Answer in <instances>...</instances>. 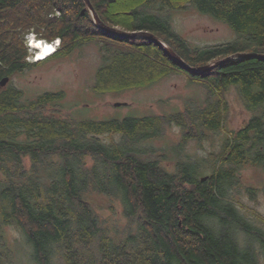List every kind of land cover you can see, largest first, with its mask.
I'll use <instances>...</instances> for the list:
<instances>
[{"label": "trees", "instance_id": "obj_1", "mask_svg": "<svg viewBox=\"0 0 264 264\" xmlns=\"http://www.w3.org/2000/svg\"><path fill=\"white\" fill-rule=\"evenodd\" d=\"M119 1L91 0L107 24L151 31L191 66L238 52L264 54V0H136L123 10ZM189 6L225 22L239 37L192 46L173 30L167 14ZM86 7L84 0H0V80L45 62L28 60L24 36L38 30L49 41L61 38L52 57L72 54L93 40L107 41L108 54L92 85L97 93L147 87L183 73L204 84L210 97L205 105L187 102L184 112L171 115L74 120L44 112L59 105L62 91L24 101L19 87H2L0 264H17L20 258L9 228L22 234L36 264H264V231L251 225L227 196L240 167L264 168V113L259 111L264 107V59L236 58L205 73L188 72L150 40L101 30L88 9L83 13ZM231 85L254 114L236 131L226 123L225 91ZM171 123L185 131L182 149L202 129L226 131L220 159L210 162L207 179L204 161L187 155L171 171L140 145L162 137ZM108 134L121 138H100ZM88 157L93 164L88 165ZM95 192L119 198L135 230L119 240L113 237L92 205ZM239 231L254 242L242 243Z\"/></svg>", "mask_w": 264, "mask_h": 264}, {"label": "rangeland", "instance_id": "obj_2", "mask_svg": "<svg viewBox=\"0 0 264 264\" xmlns=\"http://www.w3.org/2000/svg\"><path fill=\"white\" fill-rule=\"evenodd\" d=\"M135 2L136 0H121L118 7L123 10L130 6L129 3L133 5ZM167 14L173 30L195 47L232 42L239 37L228 24L201 13L194 6L171 10ZM30 33L25 34L24 38L29 47L28 60L33 62L37 60L33 52L35 49L31 47ZM106 43L105 39L93 40L75 49L72 54L59 57H52L54 55L52 54L42 60L44 63L15 74L10 83L24 91V101L49 91L64 92L65 97L59 105L48 106L44 112L67 116L74 120L85 118L104 120L151 114L171 115L184 112L187 102L195 101L197 105L207 103L210 97L207 87L200 82L191 81L183 73L170 74L147 87L106 94L95 92L92 85L103 62V56L108 54ZM225 97L229 108L226 121L228 128L231 131L240 130L254 114L235 85H231L225 91ZM213 98L217 99L219 96L215 95ZM116 102L126 104L116 106ZM259 111L264 113V107ZM202 130L200 137L189 139L182 149L179 148V144L185 131L181 126L171 123L165 126L162 137L150 142H141L140 145L153 153H150L151 157L160 158L162 164L171 171L175 169L178 158H185L187 155L204 161L206 164L203 165L202 175L206 176L213 170L210 162L213 164L212 161L220 159L226 131ZM100 138L105 142H112L119 141L121 136L108 134ZM93 161L88 157V165L93 164ZM25 163L30 166L29 157L25 158ZM237 177L236 184L227 188L228 199L235 202L239 213L251 225L264 231V168L252 163L246 164L238 169ZM91 194L94 209L105 229L113 237L119 240L130 230H135L136 222L125 215L124 206L119 198L97 192ZM8 237L11 243L16 240V245H19L20 258H16L17 264H36L29 255L30 245L25 242L18 230L9 228ZM238 238L242 243L254 242L252 237L242 231H239ZM57 263L61 264L59 260Z\"/></svg>", "mask_w": 264, "mask_h": 264}, {"label": "water", "instance_id": "obj_3", "mask_svg": "<svg viewBox=\"0 0 264 264\" xmlns=\"http://www.w3.org/2000/svg\"><path fill=\"white\" fill-rule=\"evenodd\" d=\"M84 1L87 7L83 10V13L88 9L92 13L93 19L96 25L101 30L111 35L118 36L121 38H126V39L145 38L147 40H150L154 42L156 45H158L161 49H163L170 58H172L177 64L181 65L188 72H194V73L207 72L221 63H224V62L236 59V58L255 57L259 59H264V54H257V53H250V52H238V53L229 55L223 59H220L219 61L212 63V64H207L204 66H191L168 43H166L163 39H161L159 36H157L153 32L148 31V30L129 31V30H125L123 28L117 27V26H111L107 24L105 21H103V19L99 16L91 0H84ZM57 41L59 40H56L55 42H51V43L54 44L55 46ZM39 60H43V59L41 58ZM9 81H10V76L3 77L0 80V89L2 87H5L9 83ZM122 104H126V103L125 102L115 103L116 106H120ZM207 177L208 176H204L203 180L207 179ZM180 224H182V221L180 222Z\"/></svg>", "mask_w": 264, "mask_h": 264}, {"label": "bare ground", "instance_id": "obj_4", "mask_svg": "<svg viewBox=\"0 0 264 264\" xmlns=\"http://www.w3.org/2000/svg\"><path fill=\"white\" fill-rule=\"evenodd\" d=\"M31 41V47L32 49H35L34 54L36 55V59L40 61L39 59H44L49 57V55L53 54L56 49V45L44 41V40H36V37L34 35L30 36ZM58 43V41H57ZM56 43V44H57Z\"/></svg>", "mask_w": 264, "mask_h": 264}, {"label": "flooded vegetation", "instance_id": "obj_5", "mask_svg": "<svg viewBox=\"0 0 264 264\" xmlns=\"http://www.w3.org/2000/svg\"><path fill=\"white\" fill-rule=\"evenodd\" d=\"M31 34V33H30ZM32 35H34L35 37H36V40H45V41H47V42H55L56 41V39L55 40H53V41H49L48 39H46V38H44V33L43 32H40V31H38V30H34L33 32H32V34H31V36ZM58 39H60V41H61V38H58ZM60 41H58V43L56 44V51L55 52H57L58 50H59V48H60V46H61V42ZM30 57V56H29ZM28 57V58H29ZM37 60V59H36ZM38 61V60H37ZM21 62V61H20ZM33 62H36V61H33ZM27 69V68H26ZM22 71H24V70H22ZM22 71H17L16 73H14V75L15 74H17V73H19V72H22ZM14 75L13 76H10V81H12V79H13V77H14ZM10 81H9V83L6 85V86H8L9 84H11L10 83Z\"/></svg>", "mask_w": 264, "mask_h": 264}]
</instances>
